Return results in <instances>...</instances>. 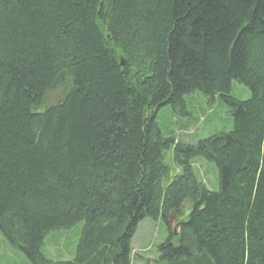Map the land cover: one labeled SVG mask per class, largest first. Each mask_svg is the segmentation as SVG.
Here are the masks:
<instances>
[{
    "label": "trees",
    "instance_id": "16d2710c",
    "mask_svg": "<svg viewBox=\"0 0 264 264\" xmlns=\"http://www.w3.org/2000/svg\"><path fill=\"white\" fill-rule=\"evenodd\" d=\"M195 92L232 129L176 143L157 115ZM146 219L176 221L161 264H264V0H0L4 238L29 264H132ZM80 223L72 260L42 252Z\"/></svg>",
    "mask_w": 264,
    "mask_h": 264
},
{
    "label": "rangeland",
    "instance_id": "374dc122",
    "mask_svg": "<svg viewBox=\"0 0 264 264\" xmlns=\"http://www.w3.org/2000/svg\"><path fill=\"white\" fill-rule=\"evenodd\" d=\"M232 95L238 100H248L249 90L238 82L232 86ZM158 124L164 134L173 135L178 141L196 144L199 141L215 134L229 132L232 129V119L226 106L216 98L209 102L200 92L193 93L185 100L184 106L174 110L166 107L157 115ZM166 163L172 166L174 176L178 170L174 166L173 151H169L165 158ZM194 168L210 190L218 189V172L215 166L204 159H196ZM174 220H171L169 230L158 220L146 219L137 228L132 240V264H161L157 248L169 237V231L175 232ZM83 224L80 223L71 229L54 232L45 238L42 252L52 261H69L75 256L81 239ZM0 264H29L26 257L13 249L0 231Z\"/></svg>",
    "mask_w": 264,
    "mask_h": 264
}]
</instances>
